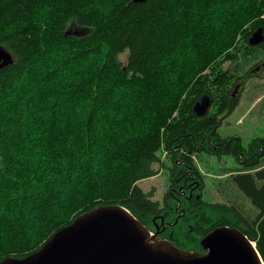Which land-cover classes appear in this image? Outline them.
I'll use <instances>...</instances> for the list:
<instances>
[{
	"label": "trees",
	"instance_id": "obj_1",
	"mask_svg": "<svg viewBox=\"0 0 264 264\" xmlns=\"http://www.w3.org/2000/svg\"><path fill=\"white\" fill-rule=\"evenodd\" d=\"M257 26L264 32V0H0V44L14 57L0 69V260L98 204H122L152 229L156 217L175 219L180 199L164 237L201 249L213 227L236 226L264 261V132L245 145L218 130L249 73L232 62L264 50L248 42ZM204 92L211 104L198 115ZM202 152L240 165L231 179L254 218L203 197ZM162 166L171 180L188 170L200 196L144 190L139 180Z\"/></svg>",
	"mask_w": 264,
	"mask_h": 264
},
{
	"label": "water",
	"instance_id": "obj_2",
	"mask_svg": "<svg viewBox=\"0 0 264 264\" xmlns=\"http://www.w3.org/2000/svg\"><path fill=\"white\" fill-rule=\"evenodd\" d=\"M72 31L82 33L85 29ZM263 40L262 26L248 36L251 45ZM13 60L12 51L0 44V69ZM259 68L256 64L252 70ZM241 82L235 83L232 94ZM210 104L211 98L204 92L192 108L202 115ZM199 244L201 249L178 246L150 230L126 206L103 203L78 214L34 251L22 257L6 256L0 264H264L255 242L236 226H215L200 237Z\"/></svg>",
	"mask_w": 264,
	"mask_h": 264
},
{
	"label": "rangeland",
	"instance_id": "obj_3",
	"mask_svg": "<svg viewBox=\"0 0 264 264\" xmlns=\"http://www.w3.org/2000/svg\"><path fill=\"white\" fill-rule=\"evenodd\" d=\"M125 56L126 52L119 54L121 59H124ZM262 57H264V50L260 49L256 55H239L238 59L232 62L237 75L240 76L247 69H249V73L247 76L243 75L246 77L244 84L241 79L238 80L241 82L239 88L242 87L238 94L237 104L227 115L223 116L218 127L222 135L238 134L245 145L252 137L264 132V67L258 69V72L252 70L257 59ZM252 73L257 74L253 75ZM158 153L165 162L168 158L166 150L161 147ZM194 161L204 178L203 197L205 199L233 202L244 215L251 219L256 216L258 209L231 179L232 173L240 168V165L230 155L216 157L202 152L194 156ZM261 162L264 163V156ZM156 165L158 166L157 163ZM167 182L165 166L160 167L156 174L139 180V184L144 190L154 191L155 198L162 196Z\"/></svg>",
	"mask_w": 264,
	"mask_h": 264
},
{
	"label": "flooded vegetation",
	"instance_id": "obj_4",
	"mask_svg": "<svg viewBox=\"0 0 264 264\" xmlns=\"http://www.w3.org/2000/svg\"><path fill=\"white\" fill-rule=\"evenodd\" d=\"M263 66H264V61L260 62V68ZM166 171H167V169H166ZM178 171L179 170L176 171L174 178L172 180L169 178L168 171H167L168 182H167L166 188H165V190L162 193V196L160 198L163 197L165 191H167V190H169L170 194L173 197H176V195H178V193H180V192L184 193L185 190H187V194H185V197L187 199H191L192 197H199L200 193L198 192V188L196 187L195 183H193L194 182V180L192 179L193 175L188 170L182 171L181 174H177ZM166 197H168V196H166ZM180 202L181 201L179 199L173 207V210L175 211V219L173 221H171L168 218H164V221L161 222L160 218L156 217L154 220H152L153 227L150 230H152L153 232L157 231V233L160 237L169 238V237H164L162 232L166 228V226L171 225L174 222H176L179 219L180 215L183 213L182 209H184V205L183 204L181 205ZM161 206H162V204H161ZM169 207H171V205H169ZM224 225H226V224H224ZM229 226H231V225H229ZM189 228H192V226L190 225Z\"/></svg>",
	"mask_w": 264,
	"mask_h": 264
}]
</instances>
